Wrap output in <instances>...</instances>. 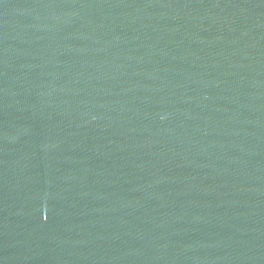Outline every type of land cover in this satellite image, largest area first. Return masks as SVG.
Returning <instances> with one entry per match:
<instances>
[{"label": "water", "instance_id": "95a60500", "mask_svg": "<svg viewBox=\"0 0 264 264\" xmlns=\"http://www.w3.org/2000/svg\"><path fill=\"white\" fill-rule=\"evenodd\" d=\"M0 264H264V0H0Z\"/></svg>", "mask_w": 264, "mask_h": 264}]
</instances>
